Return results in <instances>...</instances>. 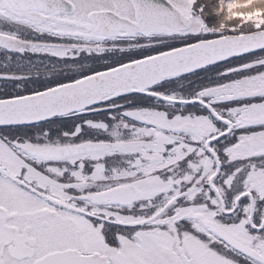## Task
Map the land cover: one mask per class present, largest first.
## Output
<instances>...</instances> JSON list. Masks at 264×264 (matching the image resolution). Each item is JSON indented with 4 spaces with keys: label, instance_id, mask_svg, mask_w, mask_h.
<instances>
[{
    "label": "snow or ice",
    "instance_id": "1",
    "mask_svg": "<svg viewBox=\"0 0 264 264\" xmlns=\"http://www.w3.org/2000/svg\"><path fill=\"white\" fill-rule=\"evenodd\" d=\"M0 264H264V0H0Z\"/></svg>",
    "mask_w": 264,
    "mask_h": 264
}]
</instances>
